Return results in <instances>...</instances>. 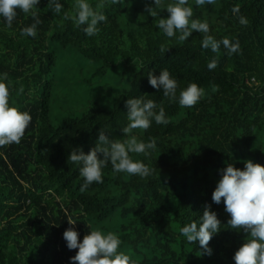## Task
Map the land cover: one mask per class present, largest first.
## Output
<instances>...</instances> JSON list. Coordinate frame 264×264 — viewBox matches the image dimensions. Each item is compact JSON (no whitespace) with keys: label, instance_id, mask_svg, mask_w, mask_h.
<instances>
[{"label":"trees","instance_id":"trees-1","mask_svg":"<svg viewBox=\"0 0 264 264\" xmlns=\"http://www.w3.org/2000/svg\"><path fill=\"white\" fill-rule=\"evenodd\" d=\"M61 2L56 15L49 0H40L34 38L21 35L34 23L30 14L17 10L11 28L0 18V73L11 82L9 102L32 117L19 144L0 146V264H72L78 249L67 248L63 234L69 227L80 241L91 230L116 233L119 251L135 264H235L247 234L230 227L224 203L215 204L212 195L229 163L240 169L248 160L264 165V0L200 7L188 0L193 19L208 22V34L239 42L231 55L223 46L219 54L203 49L198 31L185 41L180 33L165 36L156 24L169 17L166 6L174 0H162L160 7L154 0H89L94 8L103 2L108 17L92 37L64 18L74 14L76 0ZM213 59L217 67L209 70ZM118 67L125 72L115 81ZM161 69L177 80L175 101L149 84V72L159 75ZM105 80L109 88L102 86ZM192 83L204 96L181 107L179 93ZM58 91L62 103L54 111ZM139 97L162 106L170 120L133 130L138 140L157 139L150 157L130 154L152 174L113 173L109 164L103 183L81 191L71 151L90 152L102 129L109 138L124 139L126 101ZM206 205L221 221L209 242L212 255L180 233Z\"/></svg>","mask_w":264,"mask_h":264},{"label":"clouds","instance_id":"clouds-1","mask_svg":"<svg viewBox=\"0 0 264 264\" xmlns=\"http://www.w3.org/2000/svg\"><path fill=\"white\" fill-rule=\"evenodd\" d=\"M112 4H118L119 0H110ZM216 0H195L197 7L215 4ZM40 0H0V18H3L8 28L12 27L14 19L20 10L30 14L34 20L30 26L21 29V35L36 37L40 19L36 9ZM162 0H154L155 7H160ZM50 9L54 14H61L64 6L61 0H49ZM104 3L95 6L89 0H76L72 15L64 13V18L71 20L76 28H82L86 36L92 37L99 33V25L106 22L108 17L102 11ZM170 14L168 18H161L157 22L160 31L168 38L180 33V41L187 40L194 31L203 35L201 46L219 54L221 46L227 54H235L239 51V42H232L225 37L217 40L209 33L207 21L193 19V8L188 0H174L166 6ZM238 11V9H234ZM152 16L157 13L149 8ZM241 24L247 20L241 16ZM161 52L165 49L162 47ZM209 70L217 67V61L211 60L207 65ZM149 84L163 91L165 97L175 101L177 99L178 83L167 69H161L159 75L149 72L147 75ZM11 82L6 73H0V146L19 144L26 129L31 123V115L10 105ZM204 96V89L196 83L189 84L179 93L178 103L181 107H193ZM128 124L122 129L124 139H112L101 130L97 146L87 154L82 147L74 148L68 160L79 165V175L83 178L81 191L86 190L94 182H104L103 170L110 164L113 173H126L132 176L146 178L152 174V170L141 160H133L130 154H143L150 157L158 147L157 139L150 137L147 142L138 140L133 134L135 129H148L154 121L157 125H167L170 120L166 117L165 110L155 101L144 97L131 98L126 101ZM158 109V111H157ZM215 204L221 202L225 205V211L230 214L228 224L232 229L243 231L247 234L245 242L235 252L233 260L235 264H264V165L245 161L243 169L229 163L221 170V179L212 195ZM70 225L76 222L68 220ZM221 231V221L217 213L206 205L199 220L186 223L180 233L186 243L197 244L203 254L212 255L209 242L213 236ZM69 250L78 249L76 255L71 257L72 264H135L130 256L119 251L122 244L119 236L114 232L91 230L80 241L79 233L74 227H69L63 234Z\"/></svg>","mask_w":264,"mask_h":264},{"label":"rangeland","instance_id":"rangeland-1","mask_svg":"<svg viewBox=\"0 0 264 264\" xmlns=\"http://www.w3.org/2000/svg\"><path fill=\"white\" fill-rule=\"evenodd\" d=\"M63 57H65V60L68 62V58H67L66 56H63ZM124 72H125V68H124V67H118V68H116V69L113 71V77H114L115 81H116V79H117L119 76H121ZM110 82H111V81H110ZM110 82L107 81V80H105V81L102 82V86H104L105 88H109V86H110ZM61 95H62V94L58 91V93H57V97L54 98V107H55V108H54V111H57L58 108L60 107L61 103H62L61 99H58Z\"/></svg>","mask_w":264,"mask_h":264}]
</instances>
